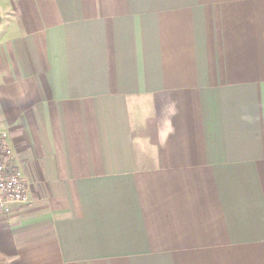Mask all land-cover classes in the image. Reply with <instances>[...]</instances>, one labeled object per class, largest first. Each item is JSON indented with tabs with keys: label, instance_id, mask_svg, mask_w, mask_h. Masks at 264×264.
Returning <instances> with one entry per match:
<instances>
[{
	"label": "crops",
	"instance_id": "crops-1",
	"mask_svg": "<svg viewBox=\"0 0 264 264\" xmlns=\"http://www.w3.org/2000/svg\"><path fill=\"white\" fill-rule=\"evenodd\" d=\"M0 135V264H264V0H0Z\"/></svg>",
	"mask_w": 264,
	"mask_h": 264
},
{
	"label": "built area",
	"instance_id": "built-area-1",
	"mask_svg": "<svg viewBox=\"0 0 264 264\" xmlns=\"http://www.w3.org/2000/svg\"><path fill=\"white\" fill-rule=\"evenodd\" d=\"M28 185L21 170L14 165L5 137L0 135V214L11 213L12 206L24 204Z\"/></svg>",
	"mask_w": 264,
	"mask_h": 264
}]
</instances>
